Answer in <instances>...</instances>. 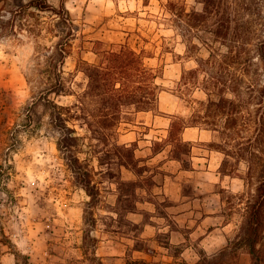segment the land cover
Listing matches in <instances>:
<instances>
[{
    "label": "rangeland",
    "instance_id": "1",
    "mask_svg": "<svg viewBox=\"0 0 264 264\" xmlns=\"http://www.w3.org/2000/svg\"><path fill=\"white\" fill-rule=\"evenodd\" d=\"M201 1L0 0V264H96L98 260L102 264H126L137 258L128 248L143 247L140 242L126 239L138 234V226L116 229L110 221L109 217L115 215L108 211L112 206L108 180L98 185V195L85 202L80 236L78 230L62 220L58 206L52 202L64 196L71 182L79 184L78 174L67 164L69 155L57 147L60 122L53 121L58 112L54 104L67 106L75 98L49 91L54 82L51 72L55 63L51 58L54 45L71 27L75 28V35L69 40V55L60 66V75L66 80V90L72 93H80L85 86L86 78L80 71L83 63H95L97 52L119 44H127L141 53L144 65L158 75L156 83L161 88L163 107L170 110L177 104L176 116L180 118H186L195 107L191 101L205 98L199 89L190 90L183 98L176 91L181 72L195 68L196 58L205 59L211 52L216 59L213 76L224 72L229 78H239L241 132L234 142L225 134L214 133L212 146L196 145L217 150L222 162L226 161L224 170L233 171L226 179L227 182L235 178L233 188L221 185L216 188L222 200L221 220L227 225L225 238H233L239 212L232 207L233 200H227L231 194L244 190L241 177L247 172V164L240 158L249 151L264 158V139L257 140L258 147L247 145L257 135L254 124L258 116L257 90L264 85V0H214L208 18L197 23L192 38L195 49L185 56L186 39L169 13L168 4L173 2L187 12H201ZM31 2L38 7L30 5ZM46 6L61 13L43 10ZM65 12L71 21L62 20ZM203 76L200 71L197 77L200 88ZM157 110L156 107L152 112ZM134 119L133 114L121 123ZM221 125L219 120L218 126ZM66 126L75 130L67 136L78 140L68 143H74L73 151L80 160L86 159V170L93 180L90 186H93L100 176L96 174L97 164L84 138L86 133L79 122ZM119 128L120 124L112 142H117ZM170 143L173 150L175 143ZM223 147L231 152L226 159L218 150ZM182 158L183 165H188L187 157ZM105 230H118L117 239H113L118 243H112V248L99 249L100 242L109 238ZM164 239L162 235L158 238L159 242ZM226 245L227 241L211 253L198 249L192 255L195 262L183 260L179 247L169 248L164 255L173 264H194L203 257L219 259ZM155 259L163 260L161 256ZM220 259L232 264H250L248 254L241 249Z\"/></svg>",
    "mask_w": 264,
    "mask_h": 264
},
{
    "label": "trees",
    "instance_id": "2",
    "mask_svg": "<svg viewBox=\"0 0 264 264\" xmlns=\"http://www.w3.org/2000/svg\"><path fill=\"white\" fill-rule=\"evenodd\" d=\"M203 9L201 12H187L182 6H177L173 2L168 5V10L177 25L182 31L185 40V56H189L190 49H195L192 42L197 23L204 22L212 11L214 0H202ZM30 5L37 6L34 2ZM38 7V6H37ZM54 14L61 11L50 6L42 8ZM64 10L61 7V10ZM65 19L71 21L69 14L65 12ZM71 23V22H70ZM75 28L71 27L55 45L51 58L55 60L52 67L53 84L49 91L56 95H73L75 100L67 106L54 104L58 109L53 121L59 123V140L57 147L64 149L69 155L67 164L71 170L78 174L79 184L84 188L86 194L93 198L99 194L98 185L106 180L116 185V198L114 204L108 209L109 213L115 215L109 219L115 223L116 229L137 228L129 223L125 216L135 210L136 195L135 189L139 183L137 181H122L119 176L120 167L130 169L134 174L139 175L146 170L144 166H139L134 157L133 147L112 142L116 138V128L127 116L141 111H153L157 107L158 94L161 91L156 83L157 73L144 65L141 53L136 52L127 44H119L111 49L97 52L98 60L93 63L84 62L81 72L86 78L85 86L80 93H72L66 90V80L62 77L60 66L69 55V40L75 35ZM206 44V43H205ZM214 55L210 52L205 59H195L196 67L183 70L177 82L176 91L178 97L183 98L190 90H201L205 98L193 100L191 113L186 118L173 116L169 124L167 139L174 142L172 155L175 159H182L187 155L188 144L181 142L180 133L185 127H199L213 133L225 134L235 141L236 135L242 130L240 111V80L237 77L230 78L220 72L218 76H213V66L216 63ZM201 66V67H200ZM210 68H208V67ZM216 66V64H215ZM201 69H200V68ZM202 71L205 76L202 80V88L199 87L197 77ZM175 91V92H176ZM185 91V92H184ZM256 102L258 108L257 118L254 119L257 135L252 140H248L249 147L255 148L257 140L264 139V85L258 88ZM253 92V91H252ZM219 120L222 125L219 127ZM79 122V126L85 131L88 140L89 153L97 164L96 174L100 180L91 185L92 176L86 170V159L80 160L73 151L74 143L78 138L70 137L75 130L68 128L66 124ZM68 144V145H65ZM210 143L209 146H212ZM252 145V146H251ZM258 147V146H257ZM227 148H218L225 155V159L231 152ZM80 151H77V153ZM237 154L239 152H236ZM263 153V152H262ZM247 164V172L241 177L244 182V190L238 194H231L229 200H233L232 207L239 212V222L232 239H226L227 245L219 254V259L215 257H203L194 264H232L220 258L226 257L236 249L243 250L250 258V264H264V158L256 156V152H247L241 158ZM226 161L220 167L223 175H231V170H224ZM83 168L85 170H83ZM148 180H145L147 183ZM109 191V189L107 190ZM236 201V202H235ZM233 209V208H232ZM110 227L107 226V228ZM111 231V230H109ZM117 232L118 230H112ZM96 264H102L100 260ZM126 264H158L141 259L128 260ZM180 264H187L182 262Z\"/></svg>",
    "mask_w": 264,
    "mask_h": 264
},
{
    "label": "crops",
    "instance_id": "3",
    "mask_svg": "<svg viewBox=\"0 0 264 264\" xmlns=\"http://www.w3.org/2000/svg\"><path fill=\"white\" fill-rule=\"evenodd\" d=\"M170 96L174 95L170 93ZM162 98L160 93L157 112H136L134 121L120 123L121 128L117 132V143L132 146L139 166L146 168L139 175L125 167L119 170L122 181L139 183L135 189V210L125 216L129 223L138 226V234L126 239L132 243L140 242L143 247L132 245L128 249L137 255L132 259L173 264V260L166 261L164 253L169 248L179 247L183 260L195 262L192 255L198 249L206 253L215 252L226 241L224 231L227 225L221 220L222 200L216 188L218 185L233 188L235 178L226 182L229 176L221 174V153L215 149L196 147L197 144L214 141L215 135L209 130L185 127L180 133V140L189 146L184 156L188 165H183V158L173 157L172 145L167 137L171 118L176 116L178 107L173 104L170 110L165 109ZM145 180L148 182L145 183ZM64 193L63 197L52 202L58 206L62 220L70 228L78 230L80 236L84 205L89 196L76 182H71ZM108 194L112 199L109 203L113 205L116 198L114 183H110ZM159 201L166 204L161 205ZM104 232L109 238L100 242L99 249L112 248V243H118L113 240L117 239V232ZM161 235L165 238L164 242L158 240ZM159 256L163 260L155 259Z\"/></svg>",
    "mask_w": 264,
    "mask_h": 264
}]
</instances>
